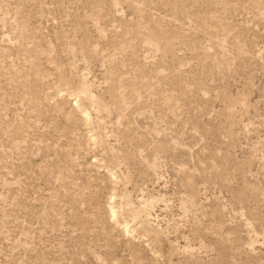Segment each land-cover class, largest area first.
<instances>
[{
  "label": "rangeland",
  "instance_id": "rangeland-1",
  "mask_svg": "<svg viewBox=\"0 0 264 264\" xmlns=\"http://www.w3.org/2000/svg\"><path fill=\"white\" fill-rule=\"evenodd\" d=\"M0 264H264V0H0Z\"/></svg>",
  "mask_w": 264,
  "mask_h": 264
},
{
  "label": "bare ground",
  "instance_id": "bare-ground-1",
  "mask_svg": "<svg viewBox=\"0 0 264 264\" xmlns=\"http://www.w3.org/2000/svg\"><path fill=\"white\" fill-rule=\"evenodd\" d=\"M83 93L90 95L92 98H95L94 95L92 93H90V91L88 89H86L85 87H83ZM76 106L79 109V106H78L77 103H76ZM80 114H81V117H82V119H83L84 122H88L90 120V113L88 111H86V110H80ZM132 212H133V215L136 214L135 211H132ZM110 215L113 218V221L114 220L117 221L118 213H117V211L114 210V208L112 206H110ZM121 225L123 226V229L124 230L128 231V226H127V223L126 222H122Z\"/></svg>",
  "mask_w": 264,
  "mask_h": 264
}]
</instances>
